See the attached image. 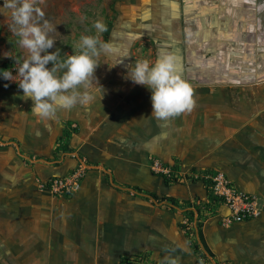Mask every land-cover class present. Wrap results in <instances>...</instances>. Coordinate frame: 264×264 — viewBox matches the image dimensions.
Instances as JSON below:
<instances>
[{
	"label": "crops",
	"instance_id": "1",
	"mask_svg": "<svg viewBox=\"0 0 264 264\" xmlns=\"http://www.w3.org/2000/svg\"><path fill=\"white\" fill-rule=\"evenodd\" d=\"M263 4L117 1L121 27L114 43L129 47L100 52L94 77L80 87L92 99L69 109L56 101L55 113L44 117L21 96L18 116L3 118L0 139L10 144L0 163V264H198L208 257L264 264ZM138 40L147 49L134 52ZM164 55L174 58V71L190 85L193 104L158 118L151 115L150 91L125 76L136 60L154 63ZM9 100L2 101L5 110ZM69 128L71 137L62 140L68 149L57 150ZM13 147L23 154L19 176ZM152 159L178 165L186 180L224 172L238 189L257 196L259 214L223 226L220 216L228 208L217 200L215 213L200 226L212 255L202 249L197 230L193 241L200 252H194L179 226L184 209L177 206L179 196L183 203L192 194L203 198L204 182L165 185L151 170ZM81 161L90 169L69 196L36 187L37 178L67 175Z\"/></svg>",
	"mask_w": 264,
	"mask_h": 264
},
{
	"label": "clouds",
	"instance_id": "2",
	"mask_svg": "<svg viewBox=\"0 0 264 264\" xmlns=\"http://www.w3.org/2000/svg\"><path fill=\"white\" fill-rule=\"evenodd\" d=\"M0 6L11 9L10 30L19 37L18 44L28 53L26 58L11 57L14 65H18L13 67L15 74L8 68L0 69V79L8 82L4 87L16 83L23 92L21 99L31 98L33 110L44 117L55 113L56 101L62 108L69 109L91 100L86 92H80V87L94 77L100 52L111 51V46L100 37L106 25L97 20L96 34L81 36L79 51L61 59L59 48L48 51L56 41L49 35L53 28L46 21L41 24L33 19L34 11H38L34 0H3ZM125 78L150 91L151 115L168 118L192 107L191 87L174 71L171 55H164L154 63L148 59L136 60L134 66H127Z\"/></svg>",
	"mask_w": 264,
	"mask_h": 264
},
{
	"label": "rangeland",
	"instance_id": "3",
	"mask_svg": "<svg viewBox=\"0 0 264 264\" xmlns=\"http://www.w3.org/2000/svg\"><path fill=\"white\" fill-rule=\"evenodd\" d=\"M117 1L119 0H34V8L38 9V11H34L33 19L41 24L46 21L53 28V31H51L49 35L53 39H56V41L53 48L49 49L48 51L52 52L55 51L56 48H59L61 59L66 58V55L77 53L79 51L80 37L83 35H95L96 29L94 28V24L97 20H100L106 25V31L100 34L101 40L103 42H107L111 46V51L106 52H108L109 54H114L117 49L119 51H122V49L127 50L129 47V45L126 44L125 46L121 43H114V40L118 38L117 36H115L116 28H119L117 25L121 27L120 20L118 18V13L119 11H121V9H117ZM2 3L3 0H0V5H2ZM263 7L264 4L262 5V9ZM12 23L11 9L0 6V69L8 68L12 70V67H17L18 65H14V61L11 57L26 58L28 55L27 50L18 44L19 37L10 30V26L12 25ZM146 44H148V46L150 45L149 47L152 48L151 43ZM144 48L147 49L144 46V42L140 40L136 41L135 45L131 46V49L134 52H136V49L142 50ZM4 64H6L7 66H4ZM49 67H51V64L49 65ZM13 74H15V71H13ZM5 83L8 82L0 79L1 127L4 117L12 120L16 116H18V107L15 106L17 105L19 98L23 96L22 90L18 88L16 83H9V86L7 88L4 87ZM5 98L10 99L9 101H11L12 103V107L10 110H5L2 105V101L5 100ZM8 141L9 140L4 138L0 139V163L4 156L6 159H8V155H6L7 153L3 152V150H5L4 146H8V144H10ZM13 148L15 150H13V159L18 160L19 164L18 166L13 164V168L17 169L15 175L19 176V169H21L22 162H24L22 161L23 158L21 157V155L23 154L21 153V150L16 149V147ZM54 159L55 157L52 158L51 162L53 164H57L56 161H53ZM27 160H29V158H27ZM154 160H150L151 170H153L152 164ZM4 165H6L5 162ZM77 166H79V164H77L76 167ZM88 169L90 168L88 167L87 170ZM207 173L210 172L205 171L200 174L198 173V175H205ZM183 174V169L179 168L178 175L181 178V184L183 182H190L191 184L193 180H196L194 178L186 180L188 177H184ZM197 179L201 181L203 180L202 178ZM43 182L44 180L42 181L41 178H37L36 187L39 190H43L45 193L54 195L48 190L42 189L40 187ZM203 182V198H200L198 195L194 196V194H192L191 196H193V199L190 200V202L188 201L187 203H183V197L179 196V199L182 203H180L177 208L184 209L183 211L185 213V216L184 218H182V224L184 226L185 232L191 240H194L195 232L197 228L201 226L202 221L210 216H213L218 204L216 197L213 195L206 181L204 180ZM185 225H187L189 229H185ZM191 231L193 232L191 233Z\"/></svg>",
	"mask_w": 264,
	"mask_h": 264
},
{
	"label": "built area",
	"instance_id": "4",
	"mask_svg": "<svg viewBox=\"0 0 264 264\" xmlns=\"http://www.w3.org/2000/svg\"><path fill=\"white\" fill-rule=\"evenodd\" d=\"M12 70L15 69L12 67ZM89 164L86 161H81V164L72 170L69 174L52 177L47 181V185H40L42 189L48 190L54 195L63 193H74L85 176ZM152 169L156 172L169 174V168L164 167L158 160H154ZM194 179L202 178L206 181L216 199L228 208V213L220 216V223L223 226H229L233 223L246 221L255 218L259 214L258 198L255 194L242 191L236 187L224 172L216 171L214 173H207L205 175H194ZM186 222V221H184ZM185 229H189L185 225ZM202 264H227L216 262L211 258L200 259Z\"/></svg>",
	"mask_w": 264,
	"mask_h": 264
},
{
	"label": "trees",
	"instance_id": "5",
	"mask_svg": "<svg viewBox=\"0 0 264 264\" xmlns=\"http://www.w3.org/2000/svg\"><path fill=\"white\" fill-rule=\"evenodd\" d=\"M4 66H7L6 64H4ZM74 128H69L68 130L65 129L64 131V134L59 138V140L57 141V147L56 149L57 150H62V149H68V147L66 146V143H62V140L64 138L66 139H69L72 135V132H73ZM80 157V155H78ZM154 160V159H153ZM88 163V162H86ZM164 167H168L169 168V174H165V173H161V172H156V171H153L155 174H158L160 175L162 178H163V181L165 183V185H170L172 183H180V176L178 175L179 174V168H178V165H171V166H168L166 164H163ZM211 173H214L213 171H210ZM216 172V171H215ZM186 177V176H185ZM47 185V183L43 182V186ZM138 191H141V189H139L138 187L136 188ZM149 197L151 198H154V199H161V200H165L166 198L165 197H159L157 194L153 193V192H147L146 193ZM62 196H69L70 194L68 193H63V194H60ZM171 201H173V203L175 202V199H171ZM179 226L184 229V226L183 224H179ZM193 231H191L192 233ZM197 236H198V240H199V243L201 244V247L202 249L208 254V255H212V253L210 252V250L208 249V246L206 245L205 241H204V238H203V235H202V231L200 229V227L197 228ZM186 236L189 238V236L186 234ZM189 243L191 245V248L194 252L196 253H199L200 252V248H199V245L198 243H196L195 241L191 240L189 238ZM198 264H202L200 261Z\"/></svg>",
	"mask_w": 264,
	"mask_h": 264
},
{
	"label": "bare ground",
	"instance_id": "6",
	"mask_svg": "<svg viewBox=\"0 0 264 264\" xmlns=\"http://www.w3.org/2000/svg\"><path fill=\"white\" fill-rule=\"evenodd\" d=\"M79 187H80V186H79ZM79 187H78V189H79ZM78 189H77V190H78Z\"/></svg>",
	"mask_w": 264,
	"mask_h": 264
}]
</instances>
